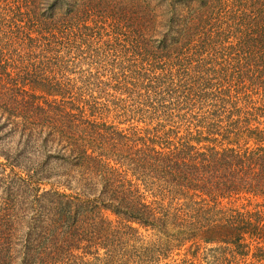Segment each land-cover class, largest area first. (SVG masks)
<instances>
[{
	"label": "trees",
	"instance_id": "1",
	"mask_svg": "<svg viewBox=\"0 0 264 264\" xmlns=\"http://www.w3.org/2000/svg\"><path fill=\"white\" fill-rule=\"evenodd\" d=\"M245 195L264 0H0V264H261Z\"/></svg>",
	"mask_w": 264,
	"mask_h": 264
},
{
	"label": "rangeland",
	"instance_id": "2",
	"mask_svg": "<svg viewBox=\"0 0 264 264\" xmlns=\"http://www.w3.org/2000/svg\"><path fill=\"white\" fill-rule=\"evenodd\" d=\"M249 145H251V142H249ZM244 204V205H247L248 209H243V210H247V211H250V212H256V211H260L263 213L264 215V198L262 197H252L251 195H245L244 197V200L243 201H240V202H237V203H234L233 205H231L232 207L234 208H238L240 206H242L241 204ZM223 205H225V201L223 202ZM140 234H141V237L142 238H146V240H153V239H156L158 238V236H160L158 233L156 232H153L152 234L149 233V234H145L143 233L142 231H140ZM189 247V244H187L186 246L183 247V249L181 250L182 253L184 254L185 251L188 249ZM200 247V246H199ZM216 246L215 245H204L202 244L201 245V252H200V249L198 251V253H200V257H204L206 256V258L208 260L211 259V253L209 252L212 248H215ZM206 249V250H205ZM209 249V250H208ZM193 249H189V253H192ZM206 254V255H205ZM246 263H251L252 262V257L251 255H249L246 259H245ZM261 264H264V262H261Z\"/></svg>",
	"mask_w": 264,
	"mask_h": 264
}]
</instances>
